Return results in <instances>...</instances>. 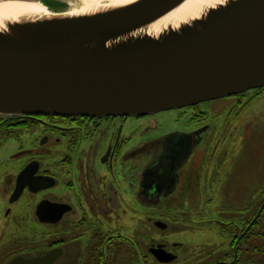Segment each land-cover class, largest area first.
I'll return each mask as SVG.
<instances>
[{
	"label": "water",
	"instance_id": "95a60500",
	"mask_svg": "<svg viewBox=\"0 0 264 264\" xmlns=\"http://www.w3.org/2000/svg\"><path fill=\"white\" fill-rule=\"evenodd\" d=\"M10 1L45 12L0 17V117H139L264 88V0H208L182 17L175 12L186 0L87 12L80 0L0 3ZM178 152L168 149V159ZM166 165L157 184L165 189L156 192L164 197L177 185L176 165ZM34 173L33 162L19 173L12 202ZM60 254L10 264H51Z\"/></svg>",
	"mask_w": 264,
	"mask_h": 264
},
{
	"label": "flooded vegetation",
	"instance_id": "af4514ba",
	"mask_svg": "<svg viewBox=\"0 0 264 264\" xmlns=\"http://www.w3.org/2000/svg\"><path fill=\"white\" fill-rule=\"evenodd\" d=\"M262 90L230 98L259 95ZM203 104L206 102L144 117H0V144L9 137L18 140L22 135L36 134L29 137L32 150L20 146L8 156L9 163L20 165L16 174L14 171L4 175L8 187H4L3 198L8 199V210L24 195L29 196L36 225L55 235L45 246L40 240H33L34 246L28 250L24 246L20 252L11 248L10 255L2 256L0 264H10L15 258L33 259L54 249H61V254L51 264H247L258 258L264 264V192L251 216V205L236 211V217L226 210L231 214L229 219L218 220L222 225L217 229L220 245L203 257H197L201 254L196 251H207V246L183 237L185 228H189L188 233L195 231L188 226V217H162L166 221L161 220L165 227L160 230L167 234H148L146 230L137 234V205L144 208L149 223L159 228L156 223L160 220L154 218L153 208L166 203L183 185L186 169L196 166L202 177L207 166L214 170V164L221 161L219 158L210 166L213 151L209 134L217 124L203 121L204 115L210 113ZM181 117L185 119L182 126L166 131ZM172 147L179 152L178 159L170 161L168 156L172 155L167 151ZM48 158L53 167L43 163ZM30 162L34 163V183L25 186L12 202L17 177ZM169 163L176 165V189L170 196H158L157 188L165 189L157 185L158 176ZM61 172L63 180L58 175ZM187 180L189 184L185 183L184 188L191 189L193 177ZM121 223L130 230H122ZM174 231L179 233L180 240ZM63 233L65 237L58 236ZM14 241L23 245L27 242L6 240L0 249L8 250ZM218 248L224 250L216 252Z\"/></svg>",
	"mask_w": 264,
	"mask_h": 264
},
{
	"label": "rangeland",
	"instance_id": "374dc122",
	"mask_svg": "<svg viewBox=\"0 0 264 264\" xmlns=\"http://www.w3.org/2000/svg\"><path fill=\"white\" fill-rule=\"evenodd\" d=\"M203 106L204 108L207 107L210 112L208 115H204L203 121L216 122L217 124L215 130L209 134L211 137V140L209 139L210 151H213L211 152L210 166H213L219 158L221 161L214 164L216 167L214 170L207 166L205 169L207 173L202 177L198 175L200 171L198 170L197 173L196 166H189L186 169L188 174L182 181L183 185L170 199L165 200L166 203L157 206L159 210L152 213L154 218L162 221H166L162 217L173 220L174 216L178 214L181 217H188V226H191L195 231L188 233L189 228H185L184 231L186 232H184L183 237L193 239L194 243L199 241L208 248L207 251L202 249L196 251V253L201 254L197 257L208 255L210 250L215 248V245H220V234H218L217 229H220L222 225L218 223V220H228L231 214L236 217V211L249 205L251 207H248V214L251 216L263 199L259 198L264 191V90L259 95L249 94L233 99L211 100ZM165 116L168 117L169 114ZM184 121L185 119L182 118V120L173 122V125L166 131L172 127L174 129L182 126ZM28 136L34 137L36 134ZM214 136L216 137L211 143ZM29 137L22 135L18 140L9 137L0 144V247L6 240H9L10 243L12 240L18 239L27 241L24 245L14 241L8 250H5L4 247L1 248L0 259L2 256L10 255L11 248L15 252H20L23 246L26 250L34 246V243L31 242L33 240H40L41 244L45 246L51 237L55 238L54 234L48 233L50 229L36 225L32 212L33 200L29 196L24 195L21 201L19 200L11 207L10 212L8 199L3 198L4 187H8L4 175L14 171L16 174L20 167L18 164L9 163L8 156L17 152L20 146L25 149L31 148L32 138ZM56 150L59 151L57 148ZM198 159L199 156L196 161ZM51 160V158L43 159V163L46 162L47 165L52 166ZM201 167L204 170L202 165ZM62 174V172L58 173L63 180ZM189 176L193 177L191 183L193 187L186 189L184 184H189L187 180ZM211 200L212 202H210ZM135 209L137 234H141L145 230L148 234H167L149 223L144 208L137 205ZM226 210H229L231 214L227 213ZM121 226L122 230H130L127 225L121 223ZM176 232L174 231V236L180 240L181 236L177 235L179 233ZM59 235L66 236L64 233ZM259 241L261 242L260 239ZM223 250V248H218L216 252ZM247 264H261V261L260 258L250 259Z\"/></svg>",
	"mask_w": 264,
	"mask_h": 264
},
{
	"label": "bare ground",
	"instance_id": "6f19581e",
	"mask_svg": "<svg viewBox=\"0 0 264 264\" xmlns=\"http://www.w3.org/2000/svg\"><path fill=\"white\" fill-rule=\"evenodd\" d=\"M78 3L80 11H92L95 10L96 7L101 6L102 4H114L118 2H123L127 0H80ZM208 0H186L175 12L176 17H182L186 14L187 11H191L192 8L196 6L197 9L200 5L206 3ZM45 7L36 3H28L21 1H10L5 3H0V17H4L5 15H11L10 17H14L13 15H26L31 13H39L45 12ZM9 17V16H7Z\"/></svg>",
	"mask_w": 264,
	"mask_h": 264
},
{
	"label": "trees",
	"instance_id": "16d2710c",
	"mask_svg": "<svg viewBox=\"0 0 264 264\" xmlns=\"http://www.w3.org/2000/svg\"><path fill=\"white\" fill-rule=\"evenodd\" d=\"M264 192V191H263Z\"/></svg>",
	"mask_w": 264,
	"mask_h": 264
}]
</instances>
